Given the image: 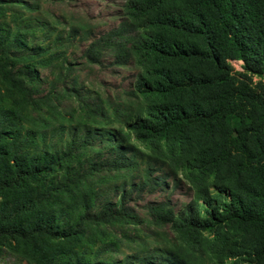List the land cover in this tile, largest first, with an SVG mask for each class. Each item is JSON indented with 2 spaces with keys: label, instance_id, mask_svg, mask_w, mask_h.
Returning <instances> with one entry per match:
<instances>
[{
  "label": "trees",
  "instance_id": "16d2710c",
  "mask_svg": "<svg viewBox=\"0 0 264 264\" xmlns=\"http://www.w3.org/2000/svg\"><path fill=\"white\" fill-rule=\"evenodd\" d=\"M8 2L0 0V251L26 264H236L239 256L264 264V0H124L122 19L81 52L89 65L109 55L112 66L138 68L125 101L106 105L71 79L65 47L76 28L60 49L29 46L27 25L5 20ZM58 62L41 93L38 66ZM65 96L80 117L62 110ZM165 177L186 181L192 198L177 210L169 198L151 201L137 218L132 195L162 188ZM113 180L115 200L101 192ZM140 222L167 226L168 244L149 248L113 230ZM243 233L250 241H239ZM134 242V253L114 257Z\"/></svg>",
  "mask_w": 264,
  "mask_h": 264
},
{
  "label": "rangeland",
  "instance_id": "374dc122",
  "mask_svg": "<svg viewBox=\"0 0 264 264\" xmlns=\"http://www.w3.org/2000/svg\"><path fill=\"white\" fill-rule=\"evenodd\" d=\"M8 2L5 20L13 28L16 23L27 25V45L45 47L54 51L65 47L66 36L70 27H75L77 34L64 48L67 62L72 64L71 79H74L77 88L91 103L116 104L125 101L124 91L132 87L135 76L138 72L137 66L130 62L124 67H115L110 64V56L106 55L103 64L89 65L81 58V52L88 41L98 34L114 27L122 19V5L124 0H4ZM22 2V3H21ZM58 37V40L56 38ZM59 63V62H58ZM233 71L241 70V61L230 60ZM63 64V63H61ZM60 63L57 67H39L40 92L44 93L49 87V81L55 80L59 71L62 70ZM259 79L251 77L253 83ZM264 82V78L261 79ZM59 84V82H58ZM62 85V84H60ZM73 98L63 97L61 108L74 112V118L80 117L81 112L77 108ZM91 124L90 122H88ZM111 127V125H109ZM141 165V162H139ZM163 175L162 170L156 172ZM165 184L153 192H142L132 195L128 205L133 208L137 218L144 217V205L151 201H161L169 198L175 209L192 198V191L188 183L182 181L178 184L169 177H165ZM119 181H106L101 185V192L109 199L115 200L117 194L114 189ZM117 233L126 230L128 234L145 239L149 248L159 247L163 249L171 239L167 226L154 228L145 222L131 226H115ZM234 235V234H233ZM237 235V234H236ZM251 234L239 235V241H250ZM137 249V243H125L119 247L114 257L122 258L126 254H132ZM232 259H228L229 264ZM236 264H246L243 256L236 259ZM0 264H26L24 259L13 250L2 248L0 251Z\"/></svg>",
  "mask_w": 264,
  "mask_h": 264
}]
</instances>
